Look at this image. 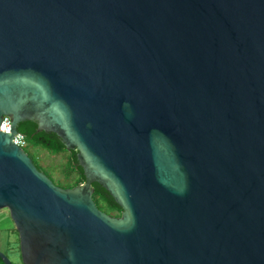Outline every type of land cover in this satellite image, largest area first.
Here are the masks:
<instances>
[{
  "label": "water",
  "instance_id": "1",
  "mask_svg": "<svg viewBox=\"0 0 264 264\" xmlns=\"http://www.w3.org/2000/svg\"><path fill=\"white\" fill-rule=\"evenodd\" d=\"M3 116L22 264H264V0H0ZM25 121L82 184L13 144Z\"/></svg>",
  "mask_w": 264,
  "mask_h": 264
},
{
  "label": "trees",
  "instance_id": "2",
  "mask_svg": "<svg viewBox=\"0 0 264 264\" xmlns=\"http://www.w3.org/2000/svg\"><path fill=\"white\" fill-rule=\"evenodd\" d=\"M18 131L23 134L28 142V145L33 147H40L53 154H65V172L69 177L68 182L58 180L63 187L70 188L75 187L84 182V176L82 169L79 167L76 158V150H67L63 145L61 139L55 133H47L45 131H38L37 124L33 121L21 122L17 126ZM37 159V158H36ZM33 160V159H32ZM33 163L38 170L43 171L44 167L41 166L39 160L37 163L33 160ZM94 188L93 200L97 208L106 214L111 216H120L121 208L116 204L114 199L109 193L99 184L93 183ZM17 234L16 230L13 229ZM18 245V241H17ZM0 264L3 262L0 260Z\"/></svg>",
  "mask_w": 264,
  "mask_h": 264
},
{
  "label": "rangeland",
  "instance_id": "3",
  "mask_svg": "<svg viewBox=\"0 0 264 264\" xmlns=\"http://www.w3.org/2000/svg\"><path fill=\"white\" fill-rule=\"evenodd\" d=\"M31 159L37 163L35 153L44 170L42 171L49 177L56 186L63 187L58 180L68 182L69 177L65 172L66 155L53 154L40 147L28 146L24 150ZM66 188V187H63ZM14 226L10 220L7 210H0V251L7 255L12 264H22L17 245V234L14 232Z\"/></svg>",
  "mask_w": 264,
  "mask_h": 264
},
{
  "label": "built area",
  "instance_id": "4",
  "mask_svg": "<svg viewBox=\"0 0 264 264\" xmlns=\"http://www.w3.org/2000/svg\"><path fill=\"white\" fill-rule=\"evenodd\" d=\"M0 132L9 134L10 133V118L3 116L0 122ZM21 135V136H20ZM15 146L25 150L29 145L25 136L21 133H16L12 139Z\"/></svg>",
  "mask_w": 264,
  "mask_h": 264
},
{
  "label": "flooded vegetation",
  "instance_id": "5",
  "mask_svg": "<svg viewBox=\"0 0 264 264\" xmlns=\"http://www.w3.org/2000/svg\"><path fill=\"white\" fill-rule=\"evenodd\" d=\"M121 213H122V211H121ZM121 215V214H120ZM114 217H119V216H114ZM17 238H18V235H17ZM18 251H19V246H18ZM7 256V255H6Z\"/></svg>",
  "mask_w": 264,
  "mask_h": 264
},
{
  "label": "crops",
  "instance_id": "6",
  "mask_svg": "<svg viewBox=\"0 0 264 264\" xmlns=\"http://www.w3.org/2000/svg\"><path fill=\"white\" fill-rule=\"evenodd\" d=\"M35 156H36V158L38 157V155H37L36 153H35ZM38 158H39V157H38ZM38 158H37V159H38Z\"/></svg>",
  "mask_w": 264,
  "mask_h": 264
}]
</instances>
